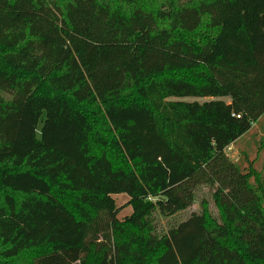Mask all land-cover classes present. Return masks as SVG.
Masks as SVG:
<instances>
[{"label": "trees", "instance_id": "1", "mask_svg": "<svg viewBox=\"0 0 264 264\" xmlns=\"http://www.w3.org/2000/svg\"><path fill=\"white\" fill-rule=\"evenodd\" d=\"M28 113L51 132L19 146ZM253 123L264 139V0H0V264H264L262 174L225 153ZM202 186L218 218L202 200L157 235Z\"/></svg>", "mask_w": 264, "mask_h": 264}, {"label": "rangeland", "instance_id": "2", "mask_svg": "<svg viewBox=\"0 0 264 264\" xmlns=\"http://www.w3.org/2000/svg\"><path fill=\"white\" fill-rule=\"evenodd\" d=\"M142 5H145L147 0H137ZM178 99V98H175ZM186 101L197 100L203 102L209 98H182ZM228 102V98H221ZM122 120V117H119ZM48 121L45 122L44 115H37V113H28L13 117L9 121L7 127V133L10 138L14 140L19 146L26 145L31 138H40L42 136V130L45 133L51 132V128L48 126ZM133 136L136 138L135 146L137 150H142L147 156L156 157L163 161H167L171 158V154L156 135L141 126L138 122L133 126ZM226 155L234 162L247 165L248 161H252V166L262 174L264 182V139L261 134L260 126L253 123L252 129L234 144L228 146L225 150ZM212 190L209 186L199 187L196 191L195 202L185 210L176 212L172 215H162L159 212H155L153 215V221L155 225V233L162 235L166 233L170 228L177 226L180 222L186 220L192 212L199 213L201 210L200 202L202 200L207 201V210L211 216L218 218V210L212 198ZM116 206L120 208L118 214L119 219H123L125 216L131 214V206L128 205L129 197L125 193L114 194ZM55 218H64L62 213H56Z\"/></svg>", "mask_w": 264, "mask_h": 264}]
</instances>
